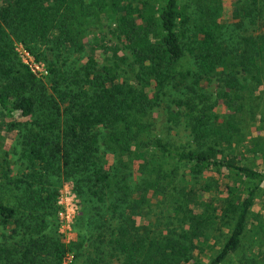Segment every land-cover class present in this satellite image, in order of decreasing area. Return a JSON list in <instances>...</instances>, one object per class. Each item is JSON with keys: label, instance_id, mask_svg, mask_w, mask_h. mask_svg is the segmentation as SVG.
<instances>
[{"label": "trees", "instance_id": "obj_1", "mask_svg": "<svg viewBox=\"0 0 264 264\" xmlns=\"http://www.w3.org/2000/svg\"><path fill=\"white\" fill-rule=\"evenodd\" d=\"M223 2L0 0V113L26 165L14 175L8 152L0 155V229L8 234L0 264H64L75 253L76 243L54 233L59 193L51 176L81 200L80 264H197L223 238L207 264H231L241 253L264 188V170L240 157L249 148L264 158V141L247 145L240 134L244 85L264 83V0L237 1L233 26ZM95 16L114 26L115 44L103 45L101 62L67 66V55L87 48ZM16 44L46 62L45 80L21 63ZM171 89L182 96L173 103L185 111L187 150L144 120ZM169 162L198 182L215 172L225 190L211 196L219 184L206 183L199 198L200 189L180 187L178 167L160 175L158 165ZM161 196L168 216L150 219ZM258 241L242 264H264V232Z\"/></svg>", "mask_w": 264, "mask_h": 264}, {"label": "rangeland", "instance_id": "obj_2", "mask_svg": "<svg viewBox=\"0 0 264 264\" xmlns=\"http://www.w3.org/2000/svg\"><path fill=\"white\" fill-rule=\"evenodd\" d=\"M188 1L191 5V1L195 0H182ZM205 1V0H202ZM207 1V0H206ZM237 1H246V0H224V8H225V15L224 21L229 22L230 26L233 24L238 23L237 19H234L233 8L238 5ZM89 2V1H88ZM114 26H112L104 16L102 19H98L95 17L91 18L90 23L87 26L86 32V40L87 48L83 50V52L78 54H69L66 56V64L67 66L78 69L84 66L90 58H96L100 62L102 58L105 56L103 53V45L115 44L114 36H113ZM45 47H41L42 51H45ZM27 51L31 56H33L23 44H16V51L18 53V58L22 64L23 61L21 59V54L23 51ZM34 57V56H33ZM37 63L43 64L47 69V64L44 61H38ZM187 66L184 70L189 68L191 65V60L187 61ZM25 65V64H24ZM26 66V65H25ZM27 67V66H26ZM131 76V75H127ZM46 77H44V80ZM219 88L218 82H214L212 90L215 92ZM242 95L245 97V105L248 107V113L246 118L243 120L245 121L242 124V131L241 135L245 136L247 145L254 144V143H263L264 141V83L259 87L257 83L248 82L245 83ZM182 97L180 92L174 89L169 91V96L165 98L164 103L153 113H151L148 117L144 120L145 122L149 123L153 133L157 134L160 138H162L165 142H170L175 148L189 149L192 145L191 138L189 134V129L187 128L186 119H185V111L179 109L175 106L174 99H178ZM244 102V101H243ZM255 117V118H254ZM9 127L6 126L5 121L3 120L2 114L0 113V155L3 154L4 151L8 152L9 160L12 164V169L14 171V175L20 176L26 169V165L20 160L18 154H16L17 150V143H18V134L17 132L9 131ZM264 146V143L261 144ZM239 147V146H238ZM261 150H250L246 148L241 155V159H243L244 164L249 165L253 168L258 170H264V158H262L261 153H256ZM250 152V153H247ZM264 152V150H263ZM112 155L110 161L112 160ZM157 162V160H155ZM154 167L153 164L151 166ZM178 167V172L176 175V181L179 182L180 187L186 188H197L200 189L199 198L204 197V192L201 188L205 187L206 183H210L213 186L215 183H218V188H213L211 196L224 191V185L227 180H224V177L220 176L215 172H211L205 177L199 179V182L196 181L197 179L193 178L190 174L189 169H185V167L177 165L175 162H169L168 165H158L156 168L160 170V175L165 174L166 172H173V169ZM135 177L140 176V173L136 171L134 173ZM134 177V179H135ZM51 182L53 187L58 191V201L57 206L59 208V212L61 209L68 208L73 214V218L71 222H66L61 220L59 216H57L56 220L53 222L54 226V233L60 238V240L65 243L66 245L70 246L73 243L78 245L81 240L83 221L80 219L82 212H81V200L78 198L75 191L71 188L70 184L66 182L63 178L57 176H51L48 178ZM197 182V183H196ZM158 202V206L152 207V211L150 212L152 215L149 217L150 219L157 220L159 217H166L168 216V212L166 207H163L164 204V197H159L155 199V203ZM55 223V225H54ZM57 223L58 227H57ZM53 229V227H52ZM225 234H228V230L226 228L221 227ZM56 230V232H55ZM53 232V231H52ZM219 232V233H220ZM264 232V188L259 193V196L256 199V203L254 209L252 211L249 225L247 229V237L243 242V249L235 259L231 262V264H242V262L248 256H251L253 251L257 253V248L260 245L259 237L260 234ZM214 236L215 234L219 236V233L213 231ZM8 234L5 233L4 230L0 229V245L5 242L6 236ZM224 239V238H223ZM223 239H220L222 242ZM216 240L213 239L210 242V248H206L201 255H197L198 259L197 264H207L210 262L212 258L216 256V254L221 249V242L216 243ZM75 245V253L68 252L65 258L64 264H80V260L75 258L76 254L78 253V249ZM88 245V243L86 244Z\"/></svg>", "mask_w": 264, "mask_h": 264}, {"label": "built area", "instance_id": "obj_3", "mask_svg": "<svg viewBox=\"0 0 264 264\" xmlns=\"http://www.w3.org/2000/svg\"><path fill=\"white\" fill-rule=\"evenodd\" d=\"M21 59L23 63L39 78H44L48 75V71L43 64L37 63L33 56H31L27 51H23L21 54ZM58 216L61 220L66 222H71L73 214L68 208L60 210Z\"/></svg>", "mask_w": 264, "mask_h": 264}]
</instances>
